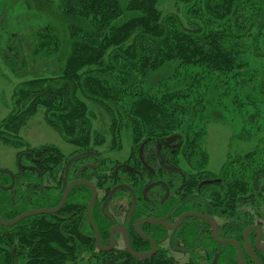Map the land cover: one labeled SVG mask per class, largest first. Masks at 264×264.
Wrapping results in <instances>:
<instances>
[{"label":"trees","instance_id":"obj_1","mask_svg":"<svg viewBox=\"0 0 264 264\" xmlns=\"http://www.w3.org/2000/svg\"><path fill=\"white\" fill-rule=\"evenodd\" d=\"M47 1L55 3L62 31L55 25L34 26L31 53L53 67L52 77L33 75L16 84L11 109L0 121V143L32 154L47 152L54 173L66 161L61 149L51 144L29 148L21 135L38 111H43L44 123L74 147L121 150L128 143L127 151L135 156L140 146L154 148L152 141H157L165 149L171 141L177 163L206 165L210 157L203 139L207 108L213 105L210 91L219 88L214 105L222 108L264 102V0H172L173 7L166 11L159 8L160 0H126L123 7L119 0ZM18 46L21 51L20 41ZM163 66H172L171 73L158 81L157 89L144 91V80ZM240 138L249 139L242 134ZM218 168L223 196L215 195L217 206L208 212L222 225L224 236L234 235L242 244V232L250 224L264 230V140L246 151L226 153ZM1 170L3 221L58 204L60 194L37 193L24 182L41 177L11 171L14 184L8 187L12 178ZM83 188L74 187L55 214L0 224V264H18L21 257L25 264H81L86 253L98 264H176L155 257L137 259L123 248L97 250L88 223L82 222L87 199L70 203L74 193L81 199ZM73 209L75 221L55 216ZM93 220L100 232L94 215ZM205 225L202 234L209 231ZM225 247L232 258L229 264H236L233 245ZM255 256L264 264V252ZM246 259V264H255Z\"/></svg>","mask_w":264,"mask_h":264},{"label":"flooded vegetation","instance_id":"obj_2","mask_svg":"<svg viewBox=\"0 0 264 264\" xmlns=\"http://www.w3.org/2000/svg\"><path fill=\"white\" fill-rule=\"evenodd\" d=\"M62 140L68 147L66 151L61 150L66 161L60 170L53 172L52 165L48 163L47 152L32 154L22 150L17 157L18 163L14 171L25 170L41 177V181L24 182L30 183L29 187L34 188L37 193L51 191L53 194H60L59 202L69 183L79 179L90 182L96 192L90 215L92 220L94 215L100 225L99 232L93 220L102 249L96 246L94 230L88 220L87 208L93 194L92 188L86 183L73 184L62 207L74 187L80 185L84 187L81 199L74 193L70 203L77 204L78 201L87 199L82 222L88 223L97 250L107 252L123 248L132 256L125 247V233L128 245L133 252L151 253L146 258L155 257L177 262L176 254H185L187 258L183 264H229L232 258L227 255L225 249L228 247H225V244H232L236 252L235 262L238 264L236 245L232 242L218 241L231 239L236 241L242 250L241 261L246 264L247 256L256 264L251 255L255 256V252L260 251L258 247H264V230L258 226L261 235L257 244V230L250 229L247 232L246 241L250 247L248 251L244 231L255 224H250L243 230L242 244L238 237L235 239L234 235L233 237L224 236L222 225L208 212L214 211L217 206L213 201L215 195L222 197L224 191L222 178L216 171L209 168V164L177 163V149L171 145V141L165 149L161 148L157 141H152L154 148L140 146L136 155L133 156L127 149L124 152L123 148L113 150L101 145L74 147L72 143ZM22 158H24L23 161H21ZM40 160H42L41 163ZM39 165L45 167V172L39 171ZM11 174L13 176L12 172ZM45 177H47V183L44 181ZM252 183L253 190H256L257 179L253 178ZM49 187H51L50 190H48ZM112 190L114 191L109 196ZM62 207L56 212H59ZM74 210L67 215L61 213L55 216L60 220L72 218L75 221L77 214ZM187 212L211 216L218 225L216 238L212 235L211 223L208 219L187 215L177 224L179 217ZM203 224L209 226V231L206 230L202 234ZM206 228L204 227V230ZM253 232L255 234L251 237ZM113 240L114 243L110 247Z\"/></svg>","mask_w":264,"mask_h":264},{"label":"rangeland","instance_id":"obj_3","mask_svg":"<svg viewBox=\"0 0 264 264\" xmlns=\"http://www.w3.org/2000/svg\"><path fill=\"white\" fill-rule=\"evenodd\" d=\"M119 1L122 7L126 3V0ZM172 7V0H160L159 2V8L162 11L170 10ZM61 23L63 22L58 9L55 8V3H49L47 0H29L28 3L24 0H0V121L11 109V95L16 84L34 77L33 75L41 76L42 79L52 77L53 67L49 64H41L31 53L32 28L38 24H42V27L49 24L50 26L55 25L59 31H62L60 30ZM42 27H38L37 30H41ZM19 41L21 51L18 49ZM24 61L27 62V66H22ZM171 71L172 66H163L151 72L144 80L143 90L157 89L160 86L158 81L167 77ZM51 80L53 86L59 85L56 79ZM218 92H220L219 88L217 91H210L209 97H212L213 105L207 108L208 123L203 139V146L210 157L209 168L214 171L224 162L226 153L246 151L255 146L259 140H264V102L249 106L233 104L222 108L214 105ZM224 100L226 101L227 98ZM256 110H259L258 115L251 116ZM43 115V111H38L29 118L21 132L24 142L29 148L51 144L66 151L68 146L54 130L44 123ZM241 134L247 135L249 139L242 140ZM124 136H126L125 139L128 138V134ZM178 136L175 134L176 138ZM127 148L128 143L124 144L123 151L125 152ZM22 149L25 148L10 147L0 143V169L14 171L18 163L17 157ZM46 179L47 177L44 181L47 183ZM186 258L185 254H176L177 262L175 263L183 264ZM25 262V257L18 259V264H25ZM80 263L98 264L96 259L89 257L87 253L84 254V259Z\"/></svg>","mask_w":264,"mask_h":264},{"label":"water","instance_id":"obj_4","mask_svg":"<svg viewBox=\"0 0 264 264\" xmlns=\"http://www.w3.org/2000/svg\"><path fill=\"white\" fill-rule=\"evenodd\" d=\"M1 171L10 174V176H11V178H12V182H11L10 186H8V187H11V186L14 184V177L12 176L11 172H10V171H7V170H1ZM77 182H80V183H86V184H88V185L92 188V190H93V194H92V197H91V199H90V202H89V204H88V208H87V210H88V220H89V222H90V224H91V226L93 227V230H94L95 240H96V246H97V248L102 249V247L100 246L99 241H98V233H97L96 226H95V224H94V222H93V220H92V217H91V215H90V208H91V205L93 204V202H94V200H95L96 192H95L94 186H93L90 182H88V181H84V180H80V179H79V180H75V181H73V182H71V183H69V184L67 185L66 189H65L64 192H63V195H62V197H61V200H60L59 204H58L55 208L31 209V210L25 211V212H23V213L17 215L15 218H13V219L10 220V221H3V220L0 218V224H2V225H12V224L18 222L20 219H22V218H24V217H27V216H31V215H35V214H39V213H55V212L58 211V210L62 207V205L64 204V201H65V198H66V196H67V193H68V191L70 190V188L72 187V185L75 184V183H77ZM113 191H114V190H112V191L110 192L109 196L112 194ZM187 215L197 216V217H200V218L208 219V220L210 221V223H211L212 235L214 236V238H216V231H217V229H218V225H217V223L215 222V220H214L211 216H209V215H203V214H198V213H194V212H187V213L182 214V215L179 217L177 224H179L180 221H181V219H182L184 216H187ZM250 229H256V230H257L256 244H257V242L259 241V237H260V235H261V230H260V228H259L258 226H256V225H251V226H249V227H247V228L245 229V231H244V240H245V244H246V249H247V251L250 249V247L248 246L247 241H246V234H247V232H248ZM218 241H219V242H232V243H234V244L236 245V247H237V257H236L237 263H238V264H244V262L241 261V259H242V250H241V248L239 247V245H238V243H237L236 241L231 240V239H224V240H218ZM124 242H125V247H126L127 251H128V252H129L134 258H137V259H143V258H146V257H148V256L151 255V253L139 254V253H135V252H133V251L130 249L129 245H128L127 237H126V234H125V233H124ZM113 243H114V240L112 241L110 247H112ZM108 249H109V248H108ZM258 249H259L260 251H264V247H263V248L258 247ZM251 257H252V259L256 262V264H261L260 261H259V260H258L253 254L251 255Z\"/></svg>","mask_w":264,"mask_h":264}]
</instances>
